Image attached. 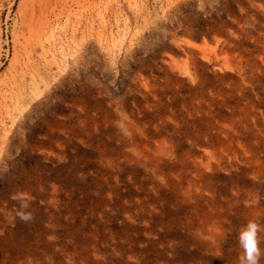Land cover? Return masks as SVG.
Returning a JSON list of instances; mask_svg holds the SVG:
<instances>
[{
    "label": "rangeland",
    "instance_id": "obj_1",
    "mask_svg": "<svg viewBox=\"0 0 264 264\" xmlns=\"http://www.w3.org/2000/svg\"><path fill=\"white\" fill-rule=\"evenodd\" d=\"M249 221L264 0H0V264H239Z\"/></svg>",
    "mask_w": 264,
    "mask_h": 264
},
{
    "label": "clouds",
    "instance_id": "obj_2",
    "mask_svg": "<svg viewBox=\"0 0 264 264\" xmlns=\"http://www.w3.org/2000/svg\"><path fill=\"white\" fill-rule=\"evenodd\" d=\"M19 203V209L16 216L25 223L34 220V214L27 209L30 204L22 195L14 197ZM261 225L255 221H249L238 233V245L242 250L239 256V264H260L261 259H264V251L260 247L259 233Z\"/></svg>",
    "mask_w": 264,
    "mask_h": 264
},
{
    "label": "trees",
    "instance_id": "obj_3",
    "mask_svg": "<svg viewBox=\"0 0 264 264\" xmlns=\"http://www.w3.org/2000/svg\"><path fill=\"white\" fill-rule=\"evenodd\" d=\"M234 8H235L234 11L236 12V14H238V7L235 6ZM224 17H225V19H227L228 18V15H225Z\"/></svg>",
    "mask_w": 264,
    "mask_h": 264
}]
</instances>
